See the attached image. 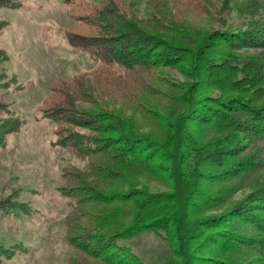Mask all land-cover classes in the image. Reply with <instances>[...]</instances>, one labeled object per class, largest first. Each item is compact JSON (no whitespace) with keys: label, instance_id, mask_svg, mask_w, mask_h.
Segmentation results:
<instances>
[{"label":"rangeland","instance_id":"1","mask_svg":"<svg viewBox=\"0 0 264 264\" xmlns=\"http://www.w3.org/2000/svg\"><path fill=\"white\" fill-rule=\"evenodd\" d=\"M21 1L0 9V120L18 122L0 147V264H264V124L250 112L264 107V0ZM198 101L218 113L200 121ZM174 105L219 156L188 146L172 163ZM66 115L83 120L87 154L59 146ZM135 139L148 173L123 154ZM179 192L193 218L185 255L159 228L118 250L92 229L131 201L177 213Z\"/></svg>","mask_w":264,"mask_h":264},{"label":"trees","instance_id":"2","mask_svg":"<svg viewBox=\"0 0 264 264\" xmlns=\"http://www.w3.org/2000/svg\"><path fill=\"white\" fill-rule=\"evenodd\" d=\"M6 3H8V4H6ZM5 6L6 7L10 6L12 8L13 7H21L22 1L21 0H11V1L0 0V9H1V7H5ZM257 22L258 21H254L252 24H256ZM222 34L223 33H221V35ZM237 38H238V36H237ZM233 39H235V38L233 37ZM238 40H239V38H238ZM72 41H71V43H72ZM77 46L80 48L84 47L82 44L81 45L78 44ZM208 52L210 53V51H208ZM218 60H222V63L224 64L223 59H218ZM223 67L224 66H221L219 64L216 67H214V69L219 71ZM225 71L227 72V68H225ZM250 96L248 98H251ZM164 98H165L164 100L166 101L167 100L166 97H164ZM204 102L205 101H200V102L198 101L196 104V106H198V107L195 106L194 111H192V109L190 110V114L192 111L193 112L192 114H194L195 116H197V112H198V118L202 122H204L202 120V117H203L202 112L204 110H207V111L214 113V114L218 113L216 111V108H214V107L209 108L208 105L204 104ZM251 102L252 101L250 99H248V101L246 99L245 104L249 103V105L252 106ZM176 103L178 105V103H180V102L176 100ZM217 104L221 110H225V109L221 108V105H223V104H219V103H217ZM223 106H225V105H223ZM174 107H175V109L173 111H175V112H174L173 119H172V124L173 123L174 124L171 126L172 133L170 132L171 129H169V128L167 129L168 132L167 131L163 132V138L166 141V143L169 146L170 151H171V156L169 158L171 159L172 163L179 165V163H181V161H182V153L187 156V158H184V159H189L188 153H186V150L185 151L183 150L185 147L187 148L188 146H190L189 149L192 151L194 150V149H191L192 147L195 148L196 150H198L200 153L204 149H208L209 154L211 153V154L219 156V154H220L219 149L221 147H219L218 145L220 144V142H217V141L211 142L212 139H207L208 141H206V143H204V142L197 143L200 136H199V138H196V139H192L191 137H189L188 134L190 132L191 125L188 123L195 122L197 119L192 118L188 115H187L188 117H186V118L184 116L183 117L180 116L178 106L174 105ZM160 108H163V106ZM164 108L168 111V106L164 105ZM263 108L264 107L257 108V109L253 108L252 110H250V112H252L253 115H257L259 113V115H261V118H263L262 121L264 124V109ZM243 110L244 111L247 110L246 107L243 108ZM260 110H262V111H260ZM162 114H164V113H162ZM206 117L207 116H205V118ZM251 117H252V115L249 116V118H251ZM57 119H58V117H55L53 119L54 122L57 121ZM74 119H76V120H74ZM77 120H78V118L76 115L75 116L74 115H66L65 116L64 123L68 124L69 128L66 130V132H67L66 135L63 136L61 139H59L57 142H58L59 146L64 150H70V151H72V153H73V151L74 152L76 151L77 153L84 155V154L88 153V149H89L90 145H88L89 142L85 140L86 136L77 135L73 131V130L77 129L75 127L78 126L79 124L84 125L83 120L82 121L81 120L77 121ZM164 120H165V117L162 118V122H164ZM79 121H81L82 123H80ZM9 122H7V124H5L2 120H0V147H4V145H5V141H4L5 135L8 134L9 132L14 131L15 129L17 130V128H18V122L16 120L11 119V121H9ZM197 122H199V121H197ZM232 123L236 124L234 121H232ZM245 123H247V126H246V129H247V127L251 124H249L248 120ZM241 125H244V124H241ZM241 125L239 124V126H241ZM78 127H81V126H78ZM253 127L251 130L253 132L254 131L257 132V130L253 129ZM232 129H234V127ZM246 129L244 127L243 131L246 134H249L250 136H252V134H253L252 131H250L248 129L246 130ZM231 130H230L229 134H231ZM124 140L125 141L123 144H130V140H127V139H124ZM187 141H190V142H187ZM218 141H221V140H218ZM146 143H147L146 141H142L141 139L132 140L131 144L133 147L135 146L136 148L132 149L133 147L132 148L130 147V148H128V151L126 153H123V154H124V156L125 155L130 156V160H132V161L133 160L139 161L141 165H144V167H142L143 171L148 173L146 167H149L151 165V160H152L151 158L153 155L146 153L150 148V147L148 148V145ZM192 145H198L200 147L197 149L195 146H192ZM207 145H208V147L205 148ZM90 148L94 149L93 146L92 147L90 146ZM114 151H115V158H117L115 160V162H117V161L120 162V159L122 162H124L126 160V158H123L122 156L120 157L118 155L117 149ZM119 151L122 152V149H120ZM111 152L113 153V151H111ZM77 153H75V154L77 155ZM193 153H195V151H193ZM219 159L220 158H218V160ZM95 175L98 176V178H100L99 182H105L106 186L107 187L109 186V184L107 183L108 180L104 179L103 174H101V175L95 174ZM177 200H178V203H180V208L177 212L178 214L175 213L171 207H166L164 205L163 206H155L156 203L153 204V202H151L147 207L141 208L139 206V204L137 203V201H131L130 202V208L127 207V208L121 209V211L116 210L115 208H112L111 210L114 209V211H112V212H116V213H113V214H112V212L109 213V215L107 216V218H108L107 220H103L104 222H101V224L98 227H95L92 229L95 231H98V229L103 230L104 234L101 237L102 242H109L110 238H111V241H113V244H115V245H113V247H108L110 250H118L119 247L116 246L118 241L125 240L130 234L135 235L136 233H140V232H147V231L151 232L153 230H159L160 229L161 232H163L166 235L168 240H171V241L172 240H178L176 242H179L180 247L183 250V253L185 255L187 248H186V241L184 239L185 238L188 239L187 238V235H188L187 234V229H188L187 225L190 226L192 224L193 218L189 214H187L185 210L182 209V208L186 209V206L190 205L189 203H187V197L185 198L184 193L179 192ZM126 201H128V199L118 200V202H126ZM184 201L186 203H184V205H183ZM183 213L186 215L183 216ZM163 214L167 215V216H164V218L160 217ZM180 215H182L183 217L180 218ZM180 219L185 220V221L188 220V221H186L184 223H182V221H181V224H177V222L180 221ZM182 228H184V230ZM160 230H159L158 234H161ZM196 230L199 233V229L197 228ZM103 237H105V238H103ZM1 251H4V253L8 254L6 257L7 259L11 258L14 254V253L13 254L10 253L11 252L10 250H7V249L4 250V248H2ZM128 254L126 253V255L125 254L124 255L126 257L130 258V253H128ZM107 259L108 258L103 257L102 261L105 263H108ZM109 259L114 262L113 257H111ZM115 264H130V262H127V263L115 262Z\"/></svg>","mask_w":264,"mask_h":264}]
</instances>
